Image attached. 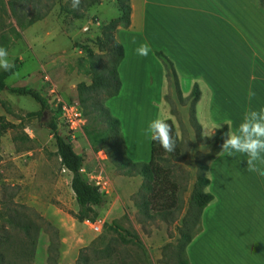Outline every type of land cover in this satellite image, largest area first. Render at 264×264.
Returning a JSON list of instances; mask_svg holds the SVG:
<instances>
[{"label":"rangeland","instance_id":"obj_1","mask_svg":"<svg viewBox=\"0 0 264 264\" xmlns=\"http://www.w3.org/2000/svg\"><path fill=\"white\" fill-rule=\"evenodd\" d=\"M66 2L60 0L41 21L28 23V19H21L23 27H19L7 0H0V47L8 50L16 69L14 73H19L8 77L5 88L0 90V117L9 124L6 130L0 129V264H37V253L43 258L49 244L43 222L58 229L60 246L69 250L73 246L88 247L84 252L85 264H181L185 259L183 234L193 236L201 230L190 200L197 173L196 160L204 158L212 144L201 134V140L196 139V128L189 120V98L182 104L170 82L173 89L167 95V102L170 111L171 108L176 111L171 122L180 157L172 169L178 194L176 207L180 210L163 218L143 217L133 202L141 177L122 175L106 149L90 145L87 131L93 124L84 114L87 108L80 104L77 92L79 83L90 84V53L99 54L95 41L101 37L103 26L118 18L117 2L98 0L86 9L82 19L59 13L60 4ZM23 86L37 90L49 108L54 95L51 90L65 102H79L86 118L85 128L81 133L72 134L55 111H46L42 115L39 104L33 99L8 92L9 88ZM146 93L155 104L144 105L138 114L135 107H131L133 113L126 114L127 121L123 120L122 127L126 155L130 159H141L137 162H148L150 158L151 140L143 130L155 118L159 95L157 90ZM109 106L107 102L106 107ZM123 107L126 112L130 109L129 106L120 109ZM202 108L203 114L207 111V116L203 119L201 116L204 125L220 126L216 124L218 120L226 119L228 108ZM208 114L217 122L209 121ZM159 115L163 116L161 112ZM51 119L57 123L59 133L71 142L75 152L84 158V179L89 182L90 177L100 176L102 181H107L102 193L105 203L97 209L96 221L102 222L99 232L92 229L94 223L81 225L70 215L77 211L70 188L71 174L63 172L56 155L55 139L47 128ZM132 150L139 155L134 156ZM213 172L219 182L218 165L214 166ZM118 179L121 181L115 183ZM213 189L219 193V187ZM11 211H16L18 218L34 221L39 230L32 228L31 238H27L22 230L9 224L7 219ZM119 234L135 243H122ZM82 236L88 237L89 241L83 242ZM31 246H35L34 252Z\"/></svg>","mask_w":264,"mask_h":264},{"label":"crops","instance_id":"obj_2","mask_svg":"<svg viewBox=\"0 0 264 264\" xmlns=\"http://www.w3.org/2000/svg\"><path fill=\"white\" fill-rule=\"evenodd\" d=\"M129 4L130 25L119 27L115 34L124 48L118 66L120 91L106 101L121 129L126 114L133 113L131 107L138 114L144 105L155 104L146 93L150 90L159 92L155 118L161 112L162 118L173 121L166 101L173 86L156 53L172 63L180 99L188 100L197 85L195 118L202 137H211L219 126L205 127L201 116H207V111L203 114L202 107L228 108L226 119L218 122L208 112L209 121L228 128L227 135L238 129L249 107L264 108V7L260 0H129ZM144 42L152 49L147 57L136 52ZM250 88L256 93L251 104ZM121 106L130 109L126 112ZM246 159L239 153L232 157L219 153L208 161L210 183L205 191L213 199L201 213V230L185 248L187 264H264V178L247 171ZM213 187H219V193ZM85 223L89 222L80 224ZM87 238L81 240L88 242ZM81 247L60 246L57 264H74ZM38 253L37 264H47L46 248L43 258Z\"/></svg>","mask_w":264,"mask_h":264},{"label":"trees","instance_id":"obj_3","mask_svg":"<svg viewBox=\"0 0 264 264\" xmlns=\"http://www.w3.org/2000/svg\"><path fill=\"white\" fill-rule=\"evenodd\" d=\"M117 2V10L119 16L111 20L102 28L100 38H97L95 45L99 54L90 53L91 75L90 84L81 82L77 85V92L80 104L86 107L84 114L90 117L93 128L87 131V137L92 147L104 148L108 152L109 158L112 160L115 168L124 176L135 177L140 176L142 182L140 188L133 199L135 207L143 217L153 219L154 216L162 217L174 210H180L176 207L177 202V185L174 182V174L172 165L180 161L177 151V139L173 124L170 120L167 122L172 127V135L176 141L175 151L167 153L163 150L158 142H150V159L148 162H133L126 155L125 141L120 128V121L112 116L110 110L105 103L112 97H115L120 91V79L118 76V66L124 58V48L115 39V31L121 28H128L130 25V4L129 0H115ZM60 2V0H7L8 7L12 16L16 19L19 27H23L21 19H28V23L38 22L46 18L51 10ZM98 0H81L80 8L74 10L71 7L70 0L66 4H60L59 13L68 14L75 19H82L88 7L96 4ZM260 4L264 7V0H260ZM156 56L162 61L166 69V77L169 83H173L178 96L180 92L178 88L177 77L172 63L161 53ZM16 71L13 67L10 71L0 72V90L5 88V80L13 75ZM8 92L16 96L30 97L39 104L42 115L43 112L53 113L49 108L46 100L41 94L29 87L9 88ZM200 96L197 85H194L189 96V120L196 128V139L201 140L200 126L195 118V104ZM168 101V96H166ZM180 102L185 103L179 99ZM171 114L175 116L176 111L171 108ZM0 129L6 130L9 124L3 122L0 117ZM86 125V124H85ZM47 128L52 132L55 145L56 155L59 158L61 167L71 174L70 188L74 194L77 205V211L70 214L78 223L89 222L94 223L98 217L97 209L101 208L104 203V195L97 187L90 184L81 174L84 158L75 152L71 142L59 133L57 123L51 119L47 124ZM85 128V126H84ZM228 134L226 126L214 131V135L205 139L212 144L211 150L204 158L197 159V173L194 188L191 193V206L197 212L198 224L203 209L212 201L213 196L206 192L205 189L210 181L206 177L207 162L215 158L220 153L223 140ZM152 213V214H151ZM16 211H11L8 215V222L12 227L22 230L27 238H31L30 231L38 226L34 221L27 218H18ZM44 223V232L49 237L47 247V264H57L60 253V238L57 228L48 222ZM198 231V230H197ZM196 231V232H197ZM193 236L183 234V249L191 242ZM122 243H135L133 239H126L119 234ZM33 252L35 246H31ZM88 247L79 249L75 264H85L87 257L84 252ZM1 255V253H0ZM181 264H187L186 257Z\"/></svg>","mask_w":264,"mask_h":264},{"label":"clouds","instance_id":"obj_4","mask_svg":"<svg viewBox=\"0 0 264 264\" xmlns=\"http://www.w3.org/2000/svg\"><path fill=\"white\" fill-rule=\"evenodd\" d=\"M70 3L71 7L77 10L80 8L81 0H70ZM136 52L140 56L147 57L152 49L147 42H144L136 48ZM13 67L8 50L0 47V69L7 72ZM13 75L18 76L19 73H13ZM255 96L256 93L250 88L247 93L249 104ZM219 127L217 126L216 129ZM143 134L149 140L158 142L165 152L173 153L175 151L176 141L172 135V127L166 118H162L159 114L148 122ZM220 153L229 157L235 153L246 156L247 171L264 178V108L253 109L249 107L244 112L238 129L226 135L223 140Z\"/></svg>","mask_w":264,"mask_h":264},{"label":"built area","instance_id":"obj_5","mask_svg":"<svg viewBox=\"0 0 264 264\" xmlns=\"http://www.w3.org/2000/svg\"><path fill=\"white\" fill-rule=\"evenodd\" d=\"M51 91L54 95L51 93L53 100L50 109L59 115V118L63 121L70 133H81L86 124V118L83 115L79 102H65L56 94V92H54V90ZM63 172H67V170L63 169ZM89 183L97 187L98 190L103 193L107 181H102L100 176H92L90 177ZM91 227L94 231L99 232L102 227V222L97 220L94 224H91Z\"/></svg>","mask_w":264,"mask_h":264}]
</instances>
